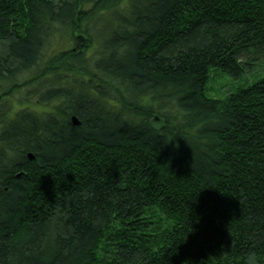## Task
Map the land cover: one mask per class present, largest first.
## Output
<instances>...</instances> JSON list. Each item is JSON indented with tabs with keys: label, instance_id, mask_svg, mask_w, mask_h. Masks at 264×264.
<instances>
[{
	"label": "trees",
	"instance_id": "1",
	"mask_svg": "<svg viewBox=\"0 0 264 264\" xmlns=\"http://www.w3.org/2000/svg\"><path fill=\"white\" fill-rule=\"evenodd\" d=\"M213 73L234 83L210 95ZM157 206L174 218L158 253L143 218ZM252 252L264 257V0H0V264Z\"/></svg>",
	"mask_w": 264,
	"mask_h": 264
},
{
	"label": "clouds",
	"instance_id": "2",
	"mask_svg": "<svg viewBox=\"0 0 264 264\" xmlns=\"http://www.w3.org/2000/svg\"><path fill=\"white\" fill-rule=\"evenodd\" d=\"M145 220L154 222L153 228L150 230L155 239L152 241V249L154 252H159L162 247L171 246L172 242L166 239V234L170 233L173 228L174 218L164 209L157 207H150L144 210ZM225 264H230L231 257L225 256ZM264 260L259 254L252 252L247 254L244 258V264H260Z\"/></svg>",
	"mask_w": 264,
	"mask_h": 264
},
{
	"label": "rangeland",
	"instance_id": "3",
	"mask_svg": "<svg viewBox=\"0 0 264 264\" xmlns=\"http://www.w3.org/2000/svg\"><path fill=\"white\" fill-rule=\"evenodd\" d=\"M224 77L225 78H223L222 76L221 77H218L214 73L211 74V78H209V82L207 84V86H208V88L210 90V93H211L210 95H212V94L214 95L215 92L217 91V88L218 87H220V90H221L224 87H228V85L234 83V80H228V79H226L227 76H224ZM225 89H226V91L228 90L227 88H224V91H225ZM26 98H28V94L26 92L16 94L14 96V98H13V100H14L13 101V104H12L13 105L12 106L13 107V110L15 111V110H19V108H22L23 106H19L18 103H19L20 99L26 100ZM35 100L36 99L34 97H31L30 98V101L31 102H34ZM30 107L31 108H34L36 110L43 109L42 107H38V106H34V105L33 106L31 105Z\"/></svg>",
	"mask_w": 264,
	"mask_h": 264
},
{
	"label": "water",
	"instance_id": "4",
	"mask_svg": "<svg viewBox=\"0 0 264 264\" xmlns=\"http://www.w3.org/2000/svg\"><path fill=\"white\" fill-rule=\"evenodd\" d=\"M71 121H72V123L74 125H78L79 124L77 119H76V117H74V116L71 118ZM155 123H156V126H159V121L158 120H155ZM30 158H31V156H30Z\"/></svg>",
	"mask_w": 264,
	"mask_h": 264
}]
</instances>
